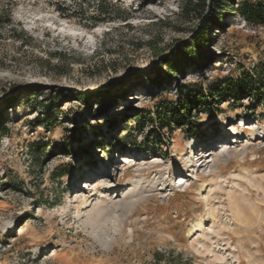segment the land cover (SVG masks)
I'll list each match as a JSON object with an SVG mask.
<instances>
[{
  "label": "rangeland",
  "instance_id": "obj_1",
  "mask_svg": "<svg viewBox=\"0 0 264 264\" xmlns=\"http://www.w3.org/2000/svg\"><path fill=\"white\" fill-rule=\"evenodd\" d=\"M110 1L129 19L90 27L58 11L74 1L0 0V264H264V99L256 107L244 90L202 101L185 127L154 123L157 109L176 108L181 83L209 95L255 77L264 24L212 7L219 20L198 46L207 60L154 82L198 16L183 14L185 0ZM95 93L112 98L103 111ZM221 142L232 146L218 154ZM102 175L111 182L85 187ZM139 178L123 215L112 200Z\"/></svg>",
  "mask_w": 264,
  "mask_h": 264
},
{
  "label": "trees",
  "instance_id": "obj_2",
  "mask_svg": "<svg viewBox=\"0 0 264 264\" xmlns=\"http://www.w3.org/2000/svg\"><path fill=\"white\" fill-rule=\"evenodd\" d=\"M66 1V0H63ZM78 3L75 7L58 8L60 14L67 16H75L79 19H85L88 26L94 27L99 23L109 22L114 20H128L130 15L125 9H122L118 4L110 0H68ZM148 0H143L146 2ZM227 3L229 9L240 15L246 22L250 24H264V0H185L182 6L183 14L190 15L194 13L198 16L199 22L193 31L191 43L186 47H178L167 58L164 63L168 65V74L165 78L156 76L150 81L158 82L168 80L170 75H175V72L182 71L186 66H200L207 60L208 55L198 49L199 45L208 46L209 43V27L213 21H218V16H208V10L214 6L221 8L222 4ZM206 8V13L204 9ZM6 23L10 24L11 19L7 18ZM14 37L23 38L25 32L23 30H12ZM255 88H260L264 91V65L262 68L256 70V76L249 74L243 75L240 79L217 83L213 88L208 90L209 95L206 94V89L200 82H185L177 86V93L181 96V100L177 102L176 108L159 112H155V120L157 129H172L174 126L179 128L187 126L189 120L193 117L191 109L196 105H200L202 101L205 103L212 101V103H223L230 97L236 99L239 92L247 90L253 98L256 99V107L263 104L264 96L259 94H252ZM83 100V98H81ZM97 111H103L112 102V98L103 94L95 93L94 96ZM207 101V102H206ZM31 106L37 105L36 100L31 101ZM210 111V110H209ZM39 117V116H37ZM191 124V123H190ZM7 129V128H4ZM197 125L191 126V135H195ZM152 132V131H150ZM64 172L57 174V178L61 177Z\"/></svg>",
  "mask_w": 264,
  "mask_h": 264
},
{
  "label": "bare ground",
  "instance_id": "obj_3",
  "mask_svg": "<svg viewBox=\"0 0 264 264\" xmlns=\"http://www.w3.org/2000/svg\"><path fill=\"white\" fill-rule=\"evenodd\" d=\"M231 144L230 143H227V142H221L220 143V150L218 151V154L219 153H221V152H224V151H226L227 149H230L231 148ZM214 154V153H213ZM125 157V156H124ZM152 158V157H151ZM120 160V159H119ZM121 160H124V159H121ZM159 161V160H158ZM119 162V161H118ZM125 162L126 163H128V164H132V162H133V160H130V158H126L125 159ZM155 162V161H154ZM113 163H115V161L113 162ZM112 163V164H113ZM134 164H136V161H135V163ZM115 165H117V164H115ZM128 174H130L129 173V170H126L125 171V173H124V176H127ZM92 175H90V174H87V175H85L84 176V178H89V177H91ZM183 177V178H182ZM181 178H179V183L180 182H184L185 181V179H184V177L185 176H182ZM141 178H139L138 180H134V181H132V183H133V186H131L132 188V191H129V192H127V195H124V194H122V195H120L118 198H117V200H112L113 201V203H112V205H113V207H119V208H121V210H122V214L124 215L125 213H128V212H130L131 211V208H132V206H133V198L134 197H138V196H140V194H141V192H142V186H141V180H140ZM87 180H85V182H84V184H85V187L86 188H88V189H90V190H92V189H94V188H98V187H100V186H102L103 184H105L107 181H109V182H111V179H109V178H107V176H104V175H102V176H97V178L96 179H94V180H92V181H90V182H86ZM143 181V180H142ZM88 183H89V185H88ZM117 184L118 183H116V184H113L112 186L113 187H111L112 188V190L113 191H115L116 190V188L115 187H117ZM150 184V183H149ZM152 184H150V186H151ZM130 190V189H129ZM143 193V192H142ZM101 197V196H100ZM99 198V197H98ZM112 199V198H111ZM95 206H97V204L95 205ZM112 209V208H111ZM102 210V209H101ZM101 210H100V208L99 209H97V215H99L100 214V212H101ZM120 210V211H121ZM95 213V212H94ZM89 219H93V218H96L95 217V215H92V214H89V216H87ZM121 223V222H120ZM198 226H199V224H198Z\"/></svg>",
  "mask_w": 264,
  "mask_h": 264
}]
</instances>
